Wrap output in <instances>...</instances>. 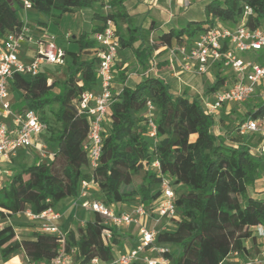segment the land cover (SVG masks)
<instances>
[{
  "label": "trees",
  "instance_id": "trees-1",
  "mask_svg": "<svg viewBox=\"0 0 264 264\" xmlns=\"http://www.w3.org/2000/svg\"><path fill=\"white\" fill-rule=\"evenodd\" d=\"M31 9L44 15L38 21L42 32L50 23L59 25L62 14L93 9L99 23L84 29L76 38L79 51L71 52L72 60L65 81L48 83L40 71L34 76L16 74L11 86L22 91L27 108L43 111L58 103L52 128L44 115H39L50 132L48 141L56 143L52 159L35 161L10 176L0 188V222L7 216L30 209L39 214L66 198L78 197L82 181L94 180L99 196L106 204L142 202L151 207L162 194L164 177L175 192L178 218L159 230L157 244L164 246V256L171 264H244L251 252L246 240L255 238L254 227L264 226V198L253 196L249 187L259 178L264 158L253 152L250 136L240 133L245 117H264V98L247 108L233 128L216 136L212 128L215 116L205 107L203 98L188 89L174 91L161 76L149 73L134 87L113 89L109 107V124H105L100 162L91 169L85 148L92 116L79 110L84 92L98 93L100 81L99 42L95 34L105 30L108 21L115 23L122 49L134 51L146 67L149 52L135 43L141 39L138 26L125 30L120 18H128L124 0H31ZM111 11L103 12L106 6ZM247 7L251 12H247ZM22 0H0V38L19 31L24 24L20 10ZM219 23L235 28L241 24L251 29H264V0H210L205 18L190 20L185 26L159 33L152 48L162 45L192 44L200 34ZM216 76L206 93L218 90L226 80L216 64ZM121 79H126L124 71ZM59 87L58 93L53 92ZM148 102L153 104L152 119L157 125L158 141L148 135ZM254 136V135H253ZM47 141V142H48ZM160 163V172L152 164ZM86 168V170H85ZM84 226L65 234L64 248L76 249L75 261L90 264L94 258L115 260V244L121 233L111 228L109 242L103 238L108 227L94 212ZM36 226L39 223L33 221ZM61 249L59 236L35 230L30 237L19 238L14 224L0 228V255L10 258L23 250L27 264L50 262ZM132 264H145L134 261Z\"/></svg>",
  "mask_w": 264,
  "mask_h": 264
},
{
  "label": "built area",
  "instance_id": "built-area-1",
  "mask_svg": "<svg viewBox=\"0 0 264 264\" xmlns=\"http://www.w3.org/2000/svg\"><path fill=\"white\" fill-rule=\"evenodd\" d=\"M23 8L31 9V0H22ZM189 0L185 1L188 5ZM106 8L111 9L110 6ZM247 7V12H251ZM32 27L27 23L20 30L12 31L0 38V175L4 162H10L18 149H34L42 159H52L54 151L45 149V145L38 141L39 135L47 130V124L41 120L38 113L31 108L15 110L9 100V87L16 74L34 76L40 72L41 63L65 64L66 52L45 33L37 39L38 50L31 62H25L20 58L21 45L25 40L33 39ZM95 39L100 44L98 56L100 58L97 68V76L100 81V92H84L78 102L79 110L92 116L91 126L87 135L85 148L88 152L89 165L93 169L100 162L103 131L109 117V107L113 101V89L115 71L120 45L116 25L109 20L105 30L97 32ZM171 57H177L181 61L183 72L193 71L196 74L208 72L217 64L222 71H231L225 75L223 85L213 93V100L202 97L206 109L215 115L220 109L229 103L241 105L251 98L259 85L264 80V29H251L244 24L235 28L219 23L217 26L200 34L192 44L174 45L168 47ZM243 54H247L245 57ZM232 76V77H231ZM153 104L148 102L146 116L149 118L148 135L158 141L157 125L152 119ZM9 117L12 125L3 121ZM240 133L243 135H257L258 153L264 158V117H245L240 122ZM152 166L158 172L160 163L155 161ZM97 184L94 180L82 181L79 199H83L81 205L98 213L105 225L103 238L111 241L113 232L109 226L122 227L137 225L138 240L134 248L126 253H120L116 261L120 264H132L134 261H142L145 264H171L164 256L166 248L157 244L158 230L149 227L143 220L153 214L157 223L164 218L176 219L175 199L176 195L168 177L163 178L162 194L154 201L151 207L144 203H134L130 208H122V205L106 204L103 200L90 197V190ZM18 214H24L30 220H41L40 228L43 232L53 233L59 236L61 249L53 258L51 264H71L75 260L76 249L70 252L64 248L65 234L52 221L59 215L52 207L36 214L26 209ZM172 225V223H171ZM170 225V226H171ZM169 226V227H170ZM168 227V228H169ZM260 234L264 235L262 225L257 227ZM99 258L92 260L93 264L99 262ZM244 264H252L249 260Z\"/></svg>",
  "mask_w": 264,
  "mask_h": 264
},
{
  "label": "crops",
  "instance_id": "crops-1",
  "mask_svg": "<svg viewBox=\"0 0 264 264\" xmlns=\"http://www.w3.org/2000/svg\"><path fill=\"white\" fill-rule=\"evenodd\" d=\"M124 1L130 16L128 18H120L119 23L125 30H128L129 27L138 26L141 39L135 43V46L142 45L147 48L149 52V62L146 67H143L136 58L133 50L120 48L118 53L117 64L115 66V68L117 69L114 82L115 91H120L123 85L134 87L139 81L144 79L146 75H148L149 73H155L164 78L170 84L171 88L174 91L182 92L183 90L188 89L193 94H197L201 97L213 100L214 92L208 94L206 93V79L203 76H199L193 71L183 72L181 70L180 59L177 57H171L169 50L166 48V46L162 45L158 48H152V44L158 38L159 33L163 31H168L171 28L183 27L190 20L204 19L205 6L210 0H189L190 3L188 5L185 4L186 0ZM108 11H111V9H108L106 7L103 8V12L107 13ZM20 14L22 19L24 21H27V23L32 27L31 34L33 35V39L25 40L22 42L20 58L25 62H31L34 59L38 50L37 39L45 33L48 37L54 40L59 47L64 49V51L66 52V62L63 65L57 63L43 62L41 63L40 71L44 72L47 75L49 84H51L53 81H65L69 73L68 66L72 60L71 52L79 51V46L75 43L70 42L68 37L72 34H75L74 37L76 38L78 37V34L80 35L84 29L89 30L92 25L99 23V20L93 19V9H82L74 13V22L71 19V25L68 22V25H66V28H64L63 30L65 41L63 40L62 43H59V38L57 35H61L62 32L56 30V27H54L52 23L49 24L45 32L39 30L38 21L40 19H44V15L32 9L25 8L22 9V13ZM66 16H70V14L66 15V13H64L62 15L61 23L59 26L60 29H62L63 23H66V21H64L65 18H67ZM122 71H124L126 74V79L124 81L120 77ZM209 75L211 76L209 78H212L213 82L215 76H213L211 72L209 73ZM262 84H264V80ZM59 91V87L56 86L53 88V92L58 93ZM98 92H100V88ZM22 95L23 93L21 90L13 88L10 84L9 100L11 101L12 106L15 110H21L26 107ZM229 104H225L221 108L222 111L220 113L224 114L232 112H241L242 114L239 113V116H241L244 115L247 111V109L245 112L241 109H238L240 107V105L238 104H235L231 107L228 106ZM223 109L227 111L224 112ZM216 114L214 115L216 123L212 128V132L214 133V135L219 136L223 135L227 129L233 128V126L229 127L226 124H221L217 120L218 117ZM109 120L110 119L108 117L106 124H109ZM3 121L8 122L10 125H12V120L9 117L3 118ZM42 133L39 135L38 141L44 143L41 140ZM255 144L256 145L253 147V152L260 155L257 151L258 141H256ZM20 152H23L24 154L20 156ZM28 156L34 157L35 159L41 158L34 149L20 148L12 156L10 162L3 163V171L0 175V188L8 182L10 176L13 174L12 169L14 165L26 164L25 160ZM95 191H98V187L96 185H94L90 190L91 198H95L93 194ZM249 193L253 196L264 198V164L260 171L259 178L255 181L253 185L249 187ZM82 200L83 199H79V197L66 198L56 203L52 207L53 211L59 215L57 219L52 221V224L57 225L64 234H66L70 229L77 228L79 227V225H81L79 224V206H82L80 205ZM131 206H133V203H125L122 205V208H130ZM0 210L6 213V210L4 208H0ZM83 210L86 211V220L92 219L94 217L95 213L91 211L92 215H90L89 208L83 207ZM17 217H20V214L17 213L14 216H7L5 220L0 222V228L3 226V224L15 223V220L18 219ZM38 221L41 222V220ZM26 229L32 233L33 230L40 229V223L35 228ZM138 229L139 227L137 225L117 227V231L121 233V236L119 238L120 243L115 244L114 246L116 258L120 253H126L136 246L138 240ZM256 230L257 227H254L255 238L253 240H246L245 243L249 247L250 251H252L253 254L257 256L256 258H260L261 256L264 257V237L257 233ZM27 237H30V235H28ZM249 254L247 255V259H250ZM25 262L26 255L23 250L19 251L16 255L7 259H1L0 255V264H27ZM254 262H256L254 264H259L256 259L254 260ZM40 264H51V262H41ZM71 264L79 263L74 260V262H72ZM90 264L93 263L91 262ZM97 264H107V262L99 260Z\"/></svg>",
  "mask_w": 264,
  "mask_h": 264
},
{
  "label": "rangeland",
  "instance_id": "rangeland-1",
  "mask_svg": "<svg viewBox=\"0 0 264 264\" xmlns=\"http://www.w3.org/2000/svg\"><path fill=\"white\" fill-rule=\"evenodd\" d=\"M20 13H22V9L20 10ZM74 13H76V12H66V15H69L70 14V16H66L67 18H65V20L64 21H66V23H63V25H62V29H60V24L59 25H57V24H54V23H52L53 25H54V27H56V30H58V31H60V32H62L61 33V35L60 34H57L58 35V40H59V43H62L63 42V40H64V28H66V25H68V22H69V24H70V21H71V19H72V21L74 22V20H73V17H74ZM63 15V14H62ZM60 23H61V21H60ZM71 25V24H70ZM74 35L75 34H72V35H70L68 38H69V41L70 42H72V43H75V44H77L78 46H79V43L76 41V38H78L80 35L78 34V37H74ZM65 41V40H64ZM243 56H245V57H247L248 55L247 54H243ZM129 69H131V68H129ZM117 70V69H116ZM131 70H133V69H131ZM214 69H210L208 72H206V73H202V74H198L199 76H203L205 79H206V90L208 89V87L213 83L212 82V78H209V77H211L210 75H209V73L211 72V74L213 75V76H216V71L217 70H214ZM223 74H225V75H229V77H230V75L232 74V72L231 71H223ZM115 77H116V71H115ZM232 77V76H231ZM228 78V77H227ZM264 84H261V85H259L258 87H257V89H256V93L251 97V98H249L246 102H244L242 105H240V107L238 108V109H241V110H243L244 112L246 111V109L249 107V106H251V105H254L256 102H258L259 100H263V96H264ZM233 105H235L234 103H230L228 106L229 107H231V106H233ZM227 106V107H228ZM58 110V103H53L52 105H49V106H47L43 111H38L37 113L39 114V115H44V117L47 119V121H48V123H49V125L52 127V128H56V127H58L60 124L55 120V112ZM222 110L220 109V111H218L217 112V117H218V121L221 123V124H226V125H228L229 127H231V126H235L236 125V123L238 122V120H239V113H241V112H239V113H234V112H232V113H224V114H222V113H220ZM223 111L225 112V111H227V110H225V109H223ZM239 111V110H238ZM220 113V114H219ZM242 114V113H241ZM220 116H221V118H220ZM49 135H50V132H48V131H45V132H43L42 133V142H44L43 144L46 146L45 147V149L46 150H48V151H54L55 149H56V143L54 142V141H48L47 139L49 138ZM250 139H251V142H252V144L255 146L256 144V141L258 140V137H257V135H252V136H250ZM48 141V142H47ZM22 154H24L23 152H20V156H22ZM19 156V157H20ZM20 159V158H19ZM42 160V158H37V159H35L34 157H31V156H28L27 158H26V164H24V165H29V164H32L33 162H35V161H41ZM23 167V165L21 164H15L14 165V167H13V169H12V172H13V174L14 173H16V171L17 170H19V169H21ZM85 170H86V168H85ZM12 174V175H13ZM7 180V179H6ZM94 195H97V196H99V194L98 193H93ZM93 194H91V195H93ZM134 204V203H133ZM81 205V204H80ZM92 210H90L89 211V213H90V215H92V212H91ZM81 212H83V213H81ZM86 211L85 210H83V207L82 206H79V224H81V226H84L85 225V223H86ZM83 215H85V216H83ZM18 219H16L15 220V223H13L14 224V226H15V229H16V231H17V235H18V237L19 238H24V237H27L28 235H30L31 236V234L35 231V230H33V232L31 233V232H29L26 228H35L36 227V225L35 224H31V223H35V222H33V220H30V219H28L27 217H26V215H24V214H20V217H17ZM74 219H76V218H74ZM155 219H156V217H155ZM154 219V216H153V214L151 215V217H149L148 219H145V220H143V222L144 223H146L147 224V226H149V227H155V229L156 230H158V232H159V230H165V229H167L170 225H171V223H172V220H170V218H164V219H162V221L160 222L159 221V223H157V221ZM40 223L38 220H36V223ZM11 224V223H10ZM4 225V224H3ZM80 226V225H79ZM40 231H42L41 230V228L39 229ZM27 231V232H26ZM257 231V233H259L260 234V230H256ZM43 232V231H42ZM261 235V234H260ZM263 237H264V235H262ZM257 254V253H256ZM257 256H255L254 254H253V252L251 251L250 252V254H249V258L250 259H247L248 261L249 260H251L252 261V264H254V263H256V262H254V260L256 259V261L259 263V264H262V263H264V257L263 256H261L260 258H256ZM2 259V258H1ZM115 259H116V257H115ZM115 261V262H114ZM114 261H109V262H107V264H118V262L116 261V260H114ZM26 263V262H25Z\"/></svg>",
  "mask_w": 264,
  "mask_h": 264
}]
</instances>
